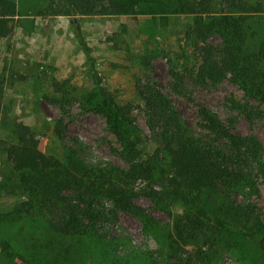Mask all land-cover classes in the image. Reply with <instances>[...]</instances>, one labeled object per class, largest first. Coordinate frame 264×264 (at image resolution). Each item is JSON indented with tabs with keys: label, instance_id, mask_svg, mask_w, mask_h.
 <instances>
[{
	"label": "rangeland",
	"instance_id": "rangeland-1",
	"mask_svg": "<svg viewBox=\"0 0 264 264\" xmlns=\"http://www.w3.org/2000/svg\"><path fill=\"white\" fill-rule=\"evenodd\" d=\"M16 1L20 12L15 25L0 38V75H5L0 138L11 137L9 123L18 118L34 128L48 154L63 159L66 148H82L88 163L124 165L120 141L101 114L83 107L82 99L91 87L110 90L119 102L133 106L137 124L149 134L137 86L150 78L169 94L190 125L197 126L196 104L203 103L227 124L233 119L236 132L255 134L264 143V118L250 121L232 101L259 104V100L247 97L230 78L217 85H197L188 77L199 57L193 41L185 38L192 15L168 4L124 14L47 15L40 11L46 0ZM253 1L261 2L262 10L250 18L255 33L247 39L248 51L256 50L264 38V0ZM212 40L220 41V37ZM178 73H183L182 87L188 94L174 89ZM62 96L70 99L64 106L57 100ZM60 118L65 128L58 133ZM7 157L8 151L0 146V264H264L258 240L239 228L220 227L215 245L206 244L205 238L180 239L175 220L191 210L190 205L157 206L144 195L136 201L151 220L120 212L115 222L97 224L90 234H52L44 217L20 208L27 198ZM145 184L139 181L135 188ZM247 197L256 203L264 224L262 178L233 200ZM35 240L39 245L33 248ZM49 244L53 245L47 248ZM199 251L202 257L196 255Z\"/></svg>",
	"mask_w": 264,
	"mask_h": 264
},
{
	"label": "trees",
	"instance_id": "trees-1",
	"mask_svg": "<svg viewBox=\"0 0 264 264\" xmlns=\"http://www.w3.org/2000/svg\"><path fill=\"white\" fill-rule=\"evenodd\" d=\"M165 4L193 16L185 38L193 41L199 57L188 77L197 85H217L230 78L247 97L260 101L253 104L232 99L238 112L250 121L264 118V38L256 50H247V39L255 33L250 18L262 10L261 2L46 0L40 11L47 15L124 14L138 7L148 10ZM19 12L16 0H0V38L9 35ZM215 36L220 41H213ZM82 44L87 49L84 41ZM175 76L174 89L188 94L182 87L183 73ZM4 79L2 73L0 93ZM59 86L65 88L62 83ZM137 87L149 134L137 124L133 106L119 102L110 90L91 87L82 99L83 107L101 114L120 141L124 165L88 163L82 148H66L61 159L43 150L30 124L18 118L9 123L11 137L0 138V146L8 151L18 186L27 198L20 208L34 217H44L52 234L75 237L95 232L97 224L115 222L120 212L151 220L136 201L139 195L162 207L185 202L191 210L175 220L180 239L205 238L206 244L215 245L220 227L239 228L258 240L264 256V224L256 203L250 197L233 200L255 188L259 178L264 180L263 141L255 134L236 132L233 119L227 124L203 103L196 104L198 124L194 127L157 82L149 78ZM57 100L62 106L70 102L68 96ZM64 128L60 118L56 130L61 133ZM139 181L146 184L136 189ZM38 245L35 240L32 247ZM202 253L196 255L202 257ZM33 259L40 261L36 256Z\"/></svg>",
	"mask_w": 264,
	"mask_h": 264
}]
</instances>
